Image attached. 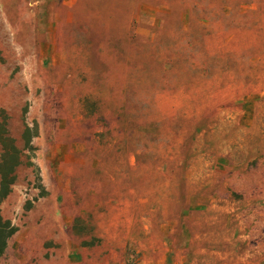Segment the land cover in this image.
Masks as SVG:
<instances>
[{"label": "rangeland", "instance_id": "obj_1", "mask_svg": "<svg viewBox=\"0 0 264 264\" xmlns=\"http://www.w3.org/2000/svg\"><path fill=\"white\" fill-rule=\"evenodd\" d=\"M4 148L0 264H264V0H0Z\"/></svg>", "mask_w": 264, "mask_h": 264}, {"label": "trees", "instance_id": "obj_2", "mask_svg": "<svg viewBox=\"0 0 264 264\" xmlns=\"http://www.w3.org/2000/svg\"><path fill=\"white\" fill-rule=\"evenodd\" d=\"M9 152L10 151L4 148L2 158L0 161V176H1L0 203L8 196L10 192V186L13 184L14 181L11 162L12 159H17V156L12 158L11 157L12 155ZM15 233H16V228L12 227L10 222L4 221L0 215V256L4 253L6 249L7 241Z\"/></svg>", "mask_w": 264, "mask_h": 264}]
</instances>
